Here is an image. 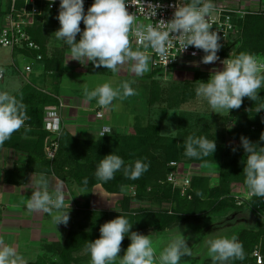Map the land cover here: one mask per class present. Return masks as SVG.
Here are the masks:
<instances>
[{"label":"clouds","instance_id":"1","mask_svg":"<svg viewBox=\"0 0 264 264\" xmlns=\"http://www.w3.org/2000/svg\"><path fill=\"white\" fill-rule=\"evenodd\" d=\"M53 2L54 0H49L50 4ZM127 4L126 0H94L85 14L84 0H60L56 17L60 27L54 34L58 40L70 47L69 59L85 66L91 62L95 67L103 66L113 73L129 64L135 75L142 76L150 71L151 56L139 48L133 50L131 33L137 38L140 46L145 50L152 49L161 59L168 56L174 39H178L182 51L192 46L205 53L201 63L213 64L220 60L217 53L222 47L221 37L218 31L211 30L212 25L208 22V17L215 8L212 0H190L187 4L178 0L172 19H161L156 25H137L135 13L130 14L127 11ZM158 7V4L148 5L151 17L156 15ZM81 22L85 26L83 31ZM78 34L79 41L76 39ZM220 62L223 65L222 70L214 69L207 82L201 81L195 89L196 96L206 100L213 112L218 114L222 110L239 109L245 97L256 102L258 93L264 88V63L254 54L247 52H240L235 58L229 57ZM135 94V89L127 81L122 82L118 88H113L108 82L96 86L91 91L85 86L83 92L85 102L93 99L97 101L94 112L96 109H108L113 106L115 100L123 101ZM261 110H264V104L256 107L257 113ZM62 118L61 116V127ZM28 119L26 105L22 101L7 91L0 92V146L24 127ZM111 132V126L106 125L99 135L103 137ZM260 141H264V132L260 135ZM240 142L247 153L243 173L248 196L264 198V147L244 136L240 137ZM215 150V140L204 136L190 135L185 141L184 154L189 158L212 156ZM148 168L149 164L141 160L125 166L120 156L111 153L100 160L95 177L106 183L114 179L116 172L123 169L126 178L136 180ZM83 183L87 185L88 179L85 178ZM33 184L34 191L27 200V209L35 213L49 214L55 225H67L70 217L69 210H65L62 187L58 185L54 192L50 193L43 176L34 180ZM197 195L202 194L198 192ZM131 229L132 224L123 215L102 224L99 229L100 237L86 245V252L91 258L90 264H181L182 257L192 255L186 239L180 235L173 238L157 257L150 236ZM125 236H128L131 242L121 257L119 253ZM207 244L212 264H228L229 261L245 259L243 244L235 235L231 238L210 239ZM0 264H27V261L18 254L15 247L0 239Z\"/></svg>","mask_w":264,"mask_h":264},{"label":"trees","instance_id":"2","mask_svg":"<svg viewBox=\"0 0 264 264\" xmlns=\"http://www.w3.org/2000/svg\"><path fill=\"white\" fill-rule=\"evenodd\" d=\"M91 5V3H84L85 14ZM262 19H264V14L251 13L246 14L242 19L234 21L236 27L235 41L233 44L227 46V50H233L234 58L240 52L264 56V22L262 23ZM80 27L81 31H83L85 27L83 22H81ZM58 29L52 15L43 12L36 19L35 25L29 30L33 41L39 45V53L42 55L40 71L41 75H43L41 79V84L43 85L29 82L13 95L17 100L22 101L26 105L29 117L25 121V126L12 135L16 138H21L22 136L23 138L25 136L28 138L25 140L24 145L20 144L18 146L26 154L27 158V161L23 164V168L28 169V167L37 165L45 169V166L48 165L51 174L65 181L72 188L76 186L79 190H89L95 186H100L107 193L118 194L122 191L123 187H132L134 188V196L137 198L145 195L147 186L153 184L157 190L160 189L161 199H174L176 207L173 210H141L134 214L118 213L117 216L123 215L129 220L132 224L131 231L136 232L148 228L161 232L179 222L198 223L205 218L210 210L220 211L221 209L234 208L235 204L225 202L227 200V192L221 193L217 187L203 191V197L197 195V188L202 182L197 176L192 177L190 187L184 195H181L178 189H173L169 184L162 182L167 173V164L171 161L182 162L185 160L183 159L185 157L188 161L195 163L219 164L221 177L222 175L225 177L232 176L236 179H243L242 181L244 182L245 175L243 168L246 163L247 153H245L241 146L240 137H247L251 142H258L259 146L264 147V141H260V135L264 132V124H261V121L256 122L255 118L250 121L246 120L245 123L242 121L235 128L228 130L229 138L237 140L238 144L227 147L223 145V135L218 138L216 135H209L207 134V128H202L192 133H190L191 130L188 132L184 131L178 133L176 136L169 137L160 135L159 124L148 123L144 125L140 119H136L131 128L132 132L129 134H118L117 128L111 125L112 132L105 134L103 137L98 136L96 133V137L91 136L87 138L85 136L76 138L71 136L62 127L60 135L57 138L58 146L54 157L52 159L47 157V153L51 149V143L55 140V137L43 130V110L47 106L57 105L61 102L60 89L62 87V80L60 77L63 75L65 61L62 59V55L67 49L70 50V47L66 44L61 48L63 49L61 51L56 50L53 53L49 51L44 34L47 30L57 31ZM76 39L79 41V34ZM21 52L34 55L33 52ZM85 67L86 74L108 75L110 73V70L105 69L103 66L97 68L91 62H88ZM146 76H149L152 81L150 82L151 85L150 83L148 84L151 86L147 98L148 106H152L155 102H164L168 105L167 108H172L174 105L185 100L188 91H190L188 95H195L196 87L188 85L181 86V89L173 88L174 92L171 95L162 97L156 80L161 74L156 75L152 71ZM195 76H198L197 73H195ZM48 77L55 80L54 85L50 88L45 83V79H48ZM257 101H254L252 104V106L256 105L255 109L259 104H264V101L262 103L261 101ZM241 107H245V110L247 108L248 115L253 114L249 109L251 106L245 104V106ZM255 114L258 115L257 112ZM262 116L264 117V115ZM255 122L261 124V126H259V129L251 131L250 127ZM190 135L195 137L204 136L209 140H215L216 150L212 156L209 155L201 159L187 157L184 154L185 141ZM259 146H257V150ZM111 153L120 156L124 160L125 166L134 164L136 160H141L149 164V168L136 180L126 178L123 174V169H121L116 172L114 179L105 183L95 177V170L100 160ZM31 154L35 155L32 156ZM40 154H42V157ZM225 158L231 159L225 162ZM188 161L186 160L185 162ZM10 173L12 172H5V175L8 176ZM85 178L88 179L87 185L83 183ZM246 191V196H248V189ZM124 197L126 203L129 202L130 196ZM240 202L244 207H248L247 211L257 214L255 217L257 228L256 230L244 228L237 232L236 236L239 242L243 244L245 259L242 261H229L228 264H256L255 258L252 256V252L255 249L259 250L262 263L264 264V198L248 197L244 200L241 199ZM81 211V207L75 208V216L77 217ZM95 218L99 219L98 215ZM81 229L79 228L77 231L68 230L61 242H52L44 245L45 253L35 262H28L27 264H47V259L49 260V264H80L81 258H78L74 254L86 250V245L90 241H94L100 237V233L96 234ZM125 237L127 240L124 239L123 243L129 240L128 236ZM54 256L56 260L52 259Z\"/></svg>","mask_w":264,"mask_h":264},{"label":"rangeland","instance_id":"3","mask_svg":"<svg viewBox=\"0 0 264 264\" xmlns=\"http://www.w3.org/2000/svg\"><path fill=\"white\" fill-rule=\"evenodd\" d=\"M241 4L245 8V1L243 2L242 0ZM1 9V12L6 10V3L5 5L1 6ZM263 22L264 19H262V23ZM54 32L55 31L47 30L44 34V37L46 38V44L51 53L55 52L56 50H63L61 48L66 45V43H64L62 40H58L55 37ZM230 52L231 54H233V50H231ZM24 55L25 54H23V52L16 49L10 50L8 48H0V69L4 71V78L2 81H0V92L7 91L11 95H14L16 91L25 87L24 84L26 82H32L37 85L42 83L41 79L43 75H41L39 72L34 69L31 72L24 71V67L26 64L25 62L28 61L27 63L31 66L36 64L32 55L31 57L33 61L29 59L27 60L26 56ZM62 56V59L65 60V52ZM78 67L80 66H77L76 68ZM195 73H197L198 76H195ZM18 74L20 76H18ZM110 74L111 76H109V74L99 76L86 73L73 74L74 79L71 82L70 88L67 84H63L64 86L62 87V89L64 90L61 92L62 98L64 96L70 97L68 95V92H70L71 94V89L79 90L82 89V87L84 89L85 86H87L88 89H94L96 86L102 85L106 82L111 83L113 88H118L122 84V82L127 81L130 83L131 87L135 89L136 92L135 95L130 96L123 101L119 99L115 100L113 102L112 110L111 107L106 109V115L102 120L95 119V103L91 102L92 104L87 110L86 107L84 108V113L89 115V118L87 120L81 121L80 124H78L80 120L76 122L75 136H79L81 133H88V126L95 125L96 123H99L97 125V129H99L101 122L106 123L110 126H115L117 128L116 130L118 134H129L132 132L131 128L134 125V122H132V117L138 114V119H141L144 125L148 123L159 124V132L162 136L172 137L176 136L180 132H188L191 130L190 133H192L193 131L207 128V134L209 135H216L217 138L223 135V145L224 147H227L236 146L238 144L237 140L229 138L227 132L228 130L233 129L238 124L242 123V121L243 123H245L246 120L250 121L255 118L256 122L261 121V124H264L262 111L259 112L261 113L260 115L259 113L258 115H256V105L252 106L254 101L247 97L243 98L242 104L245 103L246 105L251 106L249 109L250 111H252V115H248V110L247 108L245 110V107L232 109L230 111L222 110L219 112V114L215 113L206 100L196 96V92L193 96L188 95L190 91H188V94L186 93L187 97L184 101L178 103L177 105H174L172 108H167L168 105L164 102H155L152 106H148L147 98L149 95V89L151 88L150 82L152 81L150 80L149 76L146 75L150 74V71L143 74L142 76H137L130 70V65L125 64V66H122L117 73H113L110 71ZM209 78L210 74H207L204 71H197L195 68H191L187 70L175 71L165 76H160L159 78H156V80L157 84L160 87V94L162 95V97H167L174 92L173 88L181 89V86L188 85L197 87L201 81L207 82ZM20 80H22L24 84H22L23 82H20ZM45 83L47 84L45 85L50 88L52 87V85H54L55 80L48 77V79H45ZM134 83L137 84L133 85ZM149 83L150 85H148ZM258 95L259 101L257 102L261 101L262 103L264 101V88L260 90ZM83 101H85L84 98ZM245 104L242 106H245ZM124 107L128 109L125 110ZM78 113L79 115H83L82 111H78ZM62 117L64 118L65 116ZM256 122L251 125V131L257 130L259 129V126H261V124H257ZM91 136L96 137L97 135L93 133L91 134ZM31 155L34 156L35 154ZM40 156L42 157V154H40ZM183 159L185 160L181 163L191 166L193 172L195 173L194 176H197L202 180L200 186H198L199 189L197 188V193H201V196L203 197V191L217 187L221 193H224V191L227 192V200H225V202L233 203L235 204V207L221 209L220 211L210 210L205 218L198 223L179 222L178 224L173 225L161 232H156L148 228L138 231V233L150 236L152 240V246L155 249L157 257L159 256L160 252L165 247H167V245L173 238L182 235L186 239L187 245L191 248L192 255L191 257H182L181 264H212L211 258L208 255L207 241L219 237L231 238L233 235L236 236L237 232L240 229H244L245 226H256L255 217L257 216V214L247 211L248 207H244L240 202L241 199L244 200L245 198L247 199L249 197L246 196L247 187L242 181L243 179H236L232 176L225 177L224 175H222L221 177L219 164H200L188 161L186 157ZM230 159L225 158L224 160L226 162ZM21 160L27 161L26 156L21 158ZM186 160L188 162H185ZM44 170H46V166ZM75 187L74 190H76H73L71 193L75 196L82 197L81 201L76 200L81 206L82 211L77 215L76 218H73V221L71 223L72 225L70 228H68V230L77 231L79 230V228H82L81 230L98 234L100 233V226L105 222L116 218L118 213L123 214L124 212L126 214H134L136 212H140L141 210L164 211L173 210L176 207L174 199H161L160 189L157 190V188L153 184L147 186L145 195L138 198L134 196V188L132 187H123L121 189L122 191H120V193L118 194L107 193L100 186H95L89 190H79L77 189V187ZM124 196H130L129 202L126 203V199ZM65 201L69 202L71 200L68 199ZM74 205L77 206V204ZM97 215L99 219L95 218V216ZM35 216L39 218L40 213H37ZM40 224L44 228V231L46 229H49L50 223L47 220H42ZM62 231L63 230H58L57 235L52 234L53 236H51V239L55 240L56 242H61L63 237ZM27 235H29V233ZM124 239L127 240L126 237ZM130 242V239L124 243L122 241L121 252L119 253L121 257L124 255ZM44 243H46L45 240L42 241L41 245ZM25 250H23V254ZM44 253V247H41L39 255L35 254L34 256L35 261L37 260V256L41 257ZM29 255L32 257L31 254ZM74 255L78 258H81L82 261L80 264H90L91 258L86 250H83L82 252L76 253ZM52 259L56 260V257L54 256L52 257ZM46 263L49 264L48 259ZM260 264L263 263L261 262Z\"/></svg>","mask_w":264,"mask_h":264},{"label":"built area","instance_id":"4","mask_svg":"<svg viewBox=\"0 0 264 264\" xmlns=\"http://www.w3.org/2000/svg\"><path fill=\"white\" fill-rule=\"evenodd\" d=\"M126 2L128 3L126 5L127 11L130 14L135 13V22L137 25H156L161 19L164 21L172 19L175 5L178 3V0H126ZM180 2L184 4L189 3L188 0H180ZM5 3L6 10L1 12V6L5 5ZM84 3L93 4L94 0H84ZM212 3L215 8L208 17V22L212 25L211 30L218 31L221 37L220 43L222 47L217 53L220 60L213 64H203L200 61L205 53L192 46L182 51V46L178 39H174L173 47L169 49L168 56L165 59H161L152 49L149 48L145 50L140 46L137 38L130 33L133 50L139 48L141 51H147L151 56L150 72L154 71L156 75L161 74V76H165L175 71L195 68L197 71H204L211 75L214 69L222 70L223 65L220 61L229 57L234 58V55L230 52L232 49L227 50V46L233 44L236 37L234 21L242 19L246 14H264V8L261 7L246 10L241 4L242 0H212ZM59 4L60 0H54L51 4L49 0H0V48L33 52L34 60L40 62L42 60V55L39 53V45L33 41L29 30L35 25L36 19L41 16L43 12L52 15L53 20L56 22V26L59 28L60 24L56 18L59 13ZM149 4L160 5L154 17H151L149 14ZM194 52L196 53L195 56L193 55ZM256 57L259 61L264 63V56ZM24 71L31 72V65H25ZM3 76L4 71L0 69V81L3 79ZM63 106V103L59 102V104L47 106L43 110V130L55 137V140L51 143V149L47 153L49 159L54 157L58 146L57 138L62 129L60 111ZM262 113L264 115V110H262ZM95 119H103L101 109L95 110ZM105 126L106 125L103 124L100 125L97 132L98 136H100L99 133ZM194 175L195 173L191 166L182 164L181 162L171 161L167 164V173L162 183L169 184L173 189H178L181 195H184ZM252 256L255 258L256 264L262 262L259 250L255 249L252 252Z\"/></svg>","mask_w":264,"mask_h":264},{"label":"crops","instance_id":"5","mask_svg":"<svg viewBox=\"0 0 264 264\" xmlns=\"http://www.w3.org/2000/svg\"><path fill=\"white\" fill-rule=\"evenodd\" d=\"M243 1H245L246 10L247 9L250 10L256 7L264 8V0H243ZM23 54H25L24 56H26L27 60L29 59L33 61L31 57L32 54H27V53H23ZM65 56L66 58L63 65L64 66L63 75L60 77V79L63 82V83L61 82L62 83L61 86L63 87L64 86L63 84H67L70 88L71 82L74 79L73 74L86 73L85 72L86 67L81 63L79 64V62L76 60L69 59L70 58L69 49L65 51ZM27 62H25L26 63L25 65L28 64ZM35 63H36L35 65L31 66L32 70L34 69L41 74L40 62L35 61ZM77 66L80 67L76 68ZM19 74L18 76H20ZM109 76H111L110 73ZM20 82L23 81L20 80ZM22 84H24V82ZM26 84L27 82L24 85ZM135 84L137 83H134L133 85ZM62 87L60 89V99L64 105L62 108L64 111L61 110L60 113L61 116H65L64 118H62L63 128L71 136L76 138L78 137L81 138L85 136L89 138L91 137V134L93 133L96 134L98 132L97 125L99 123L88 126V133H81L79 136L74 135L76 132L75 130L76 122L80 120V122L78 123L80 124L81 121L87 120L89 118V115L84 113L85 111L84 108L86 107L87 110L89 106L92 104L91 102L95 103L96 105L97 101L95 99L87 103L83 101L84 98L83 87L82 89L79 90L71 89V94L70 92H68L69 93L68 95L70 97L64 96L62 98L61 92L64 90L62 89ZM91 90L93 89H89V91ZM110 107L112 110V106ZM124 109L127 110L128 108L124 107ZM78 111H82L83 115L82 114L79 115ZM106 112L107 110L105 108L101 109V113L103 114L104 117L106 115ZM136 119H138V114L132 117V122H135ZM101 124L107 125L106 123L103 122H101ZM26 139H28L27 136H25L24 138L23 136L21 138H16L12 136L10 140L6 141L4 145L0 146V239H3L6 244L15 247L18 254H20L28 263V262H35L34 256L35 254L39 255L41 247L43 248L44 245L48 243L56 242L55 240L51 239V236H53L52 234L57 235L58 230H63L62 231L63 237L65 236L68 228H70L72 225L71 223L73 221V218H76L74 214V209L81 207L76 200L81 201L82 197L73 195L71 192L74 190V188H71L65 181L60 180L57 177H55L53 174H51L48 165L46 166V170L38 167L37 165L28 167V169H26L25 167L23 168L24 166L23 164L25 163V161L21 160V158L25 157L26 154L21 149H19L18 146L20 144L24 145ZM5 172H12L13 174L10 173L7 176L5 175ZM40 176H43L45 181L47 182L48 190L50 193L54 192L55 188L59 185L63 189L65 200L68 199L71 200L69 202L65 201V210L66 211L69 210V217H70L67 225L64 224L55 225L54 222L52 221V217L49 214L40 213V217L38 218L35 216L37 213L31 212L27 209L26 207L27 200L31 197L32 192L34 191L33 181ZM69 204H70V208L68 209ZM74 204H77V206ZM42 220L44 221L47 220L50 223L49 229H46L44 231V228L40 224ZM245 228L246 229L253 228L256 230L257 225L253 227L245 226ZM28 233L29 235H27ZM43 240H45L46 243L41 245ZM23 250H25L24 254L22 253ZM29 254H31L32 257ZM38 258L39 257L37 256L36 259Z\"/></svg>","mask_w":264,"mask_h":264}]
</instances>
